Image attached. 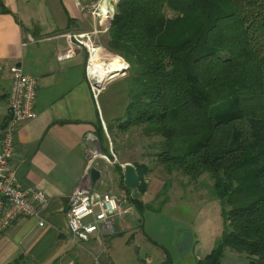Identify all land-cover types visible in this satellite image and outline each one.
<instances>
[{
  "label": "trees",
  "instance_id": "1",
  "mask_svg": "<svg viewBox=\"0 0 264 264\" xmlns=\"http://www.w3.org/2000/svg\"><path fill=\"white\" fill-rule=\"evenodd\" d=\"M108 34L132 72L120 128L144 125L169 172L214 181L227 227L199 264L228 248L264 264V0H118Z\"/></svg>",
  "mask_w": 264,
  "mask_h": 264
},
{
  "label": "crops",
  "instance_id": "2",
  "mask_svg": "<svg viewBox=\"0 0 264 264\" xmlns=\"http://www.w3.org/2000/svg\"><path fill=\"white\" fill-rule=\"evenodd\" d=\"M99 5V0H0V130L8 116L10 69L22 64L38 79L39 114L19 128L13 164L25 186L49 197L39 217L21 216L2 233L0 264L21 255L27 264H130L132 247L159 245L143 231L145 212L127 202L123 207L128 211L115 219L111 231L99 230L80 242L69 233L66 214L74 190L91 186L99 194L113 193L116 187L109 181L122 177L125 164H135L123 158V146L113 141L116 135L106 123L117 130L112 123L120 117L111 115L104 91L95 98L86 73L87 50L72 37L96 30V41L109 49L110 23L97 13ZM115 144L117 161L109 162L104 151L113 156ZM93 166L101 171L96 184L90 177ZM147 213L154 224L157 214Z\"/></svg>",
  "mask_w": 264,
  "mask_h": 264
},
{
  "label": "rangeland",
  "instance_id": "3",
  "mask_svg": "<svg viewBox=\"0 0 264 264\" xmlns=\"http://www.w3.org/2000/svg\"><path fill=\"white\" fill-rule=\"evenodd\" d=\"M117 2L114 3L115 11ZM166 14L173 15L168 9ZM105 53L120 57L109 49ZM121 58L124 59L122 56ZM126 65L127 70L108 81L103 90L102 97L110 104L111 115L120 117L118 121L115 120L112 123L116 125L117 130H112L107 121L106 124H108L109 132L116 135L118 139L113 141L123 146V158L132 160L135 166L143 165L142 185L138 188L137 197L149 208L144 213L143 231L159 244L152 243L147 248L137 243L139 249L135 247L130 249L128 262L130 264H162V261L166 260V251H168L173 264H199L198 261L204 260L217 245L227 227L220 199L212 191L214 181L208 173L202 175L198 181H193L180 170L169 172L157 156L158 152L165 149L161 143L163 138L159 135H146L144 125L120 129L119 124L124 120L123 113L130 101L132 72L128 68L129 64L126 63ZM114 130L117 132L114 133ZM102 132L103 138L110 142L107 132L103 129ZM109 145L108 147L112 146L111 142ZM114 151L118 155L116 144ZM104 152L109 155L106 150ZM109 158V162L116 159L115 156L110 155ZM117 179L109 181L116 187L113 193H118L127 201V205L133 206L135 190L127 189L122 177ZM147 211L157 214L154 224L149 221ZM249 262L250 256L247 253H238L230 248L226 250L222 259L223 264H248Z\"/></svg>",
  "mask_w": 264,
  "mask_h": 264
},
{
  "label": "built area",
  "instance_id": "4",
  "mask_svg": "<svg viewBox=\"0 0 264 264\" xmlns=\"http://www.w3.org/2000/svg\"><path fill=\"white\" fill-rule=\"evenodd\" d=\"M98 14H102L108 24L115 14L117 0H99ZM109 25L106 26V29ZM96 30L72 34L74 41L85 47L88 53L86 73L92 92L99 98L104 86L127 70L126 61L118 70L110 72L108 66L115 56L108 57L106 50L95 38ZM11 82L7 98L8 116L0 130V236L21 216L39 217L49 204L47 193L34 186H25L19 178L13 159L17 156L16 135L22 124L35 119L38 114V79L27 73L22 64L11 67ZM103 82V85H100ZM113 156H116L113 153ZM107 160L110 158L103 155ZM127 201L111 192L99 194L91 186L77 187L70 197L67 222L71 239L75 242L88 240L92 234L111 231L117 217L128 209ZM41 224H43L41 222ZM94 264H103L96 262ZM110 264V263H106Z\"/></svg>",
  "mask_w": 264,
  "mask_h": 264
},
{
  "label": "water",
  "instance_id": "5",
  "mask_svg": "<svg viewBox=\"0 0 264 264\" xmlns=\"http://www.w3.org/2000/svg\"><path fill=\"white\" fill-rule=\"evenodd\" d=\"M100 85H103V82H101ZM90 177L93 184H96V182L101 178V171L96 168L95 166L91 167L90 169ZM124 180L125 185L129 187L130 189L135 190L134 197L137 198L139 195V186L141 184V178L139 175V172L137 170V167L131 163L125 164L124 167Z\"/></svg>",
  "mask_w": 264,
  "mask_h": 264
},
{
  "label": "bare ground",
  "instance_id": "6",
  "mask_svg": "<svg viewBox=\"0 0 264 264\" xmlns=\"http://www.w3.org/2000/svg\"><path fill=\"white\" fill-rule=\"evenodd\" d=\"M121 63H122V59L119 56H115V58H113L112 63L108 66L110 72L112 73L118 70Z\"/></svg>",
  "mask_w": 264,
  "mask_h": 264
}]
</instances>
